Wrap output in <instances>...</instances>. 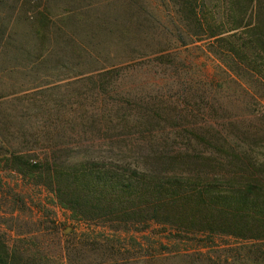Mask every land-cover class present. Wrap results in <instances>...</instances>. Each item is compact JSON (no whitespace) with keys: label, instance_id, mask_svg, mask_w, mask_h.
<instances>
[{"label":"rangeland","instance_id":"374dc122","mask_svg":"<svg viewBox=\"0 0 264 264\" xmlns=\"http://www.w3.org/2000/svg\"><path fill=\"white\" fill-rule=\"evenodd\" d=\"M230 3L197 1L228 44L201 36L173 0H0V239L17 264H264V240L153 211L75 219L17 165H117L124 143L131 166L211 159L224 142L261 159L264 64L246 32L264 29V0L239 18Z\"/></svg>","mask_w":264,"mask_h":264},{"label":"trees","instance_id":"16d2710c","mask_svg":"<svg viewBox=\"0 0 264 264\" xmlns=\"http://www.w3.org/2000/svg\"><path fill=\"white\" fill-rule=\"evenodd\" d=\"M197 1L202 3L203 0H173V3L178 6L183 21L194 24L201 36L230 44L221 36L223 30L211 29L208 19L198 13ZM231 1L229 8L235 18H239L241 12L244 14L247 5L251 7L252 3V0ZM208 14L209 11L205 15ZM239 24L237 22L232 29ZM259 24L264 26V16ZM246 33L261 52L264 64V29L255 27ZM111 72L106 70L101 74ZM139 146H135L136 151ZM115 148L120 152V156L114 152V156L120 158L117 165H111L118 162L114 159L99 164L87 161L66 168L54 162L42 164L26 160V163L17 164L18 156L13 160L23 175L35 178L36 174L37 183L45 184L75 219L87 221L107 216V220L124 217L131 220L141 212L153 211L156 214L153 218H169L174 224L195 225L219 234L264 240V153L259 159L244 148L224 142L212 144L217 157L211 159L176 151L177 155L169 162L137 160L131 166L125 155L133 154V149L131 153L127 143L123 148ZM150 152L164 151L150 149ZM205 168L208 170H203ZM0 264H17L1 239Z\"/></svg>","mask_w":264,"mask_h":264},{"label":"water","instance_id":"95a60500","mask_svg":"<svg viewBox=\"0 0 264 264\" xmlns=\"http://www.w3.org/2000/svg\"><path fill=\"white\" fill-rule=\"evenodd\" d=\"M69 229V227H67L66 231Z\"/></svg>","mask_w":264,"mask_h":264}]
</instances>
